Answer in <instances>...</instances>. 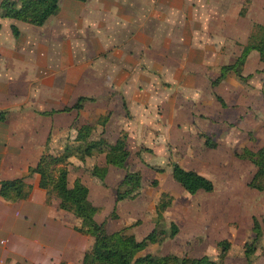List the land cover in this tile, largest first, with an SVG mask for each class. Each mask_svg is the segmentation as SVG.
<instances>
[{
	"label": "crops",
	"instance_id": "1",
	"mask_svg": "<svg viewBox=\"0 0 264 264\" xmlns=\"http://www.w3.org/2000/svg\"><path fill=\"white\" fill-rule=\"evenodd\" d=\"M242 1L60 0L57 14L41 27L0 17V112L7 114L0 122V181L22 178L29 169L45 165L51 157L47 151L52 129L61 141L69 118V125L76 124L75 135L91 124L115 144L125 133L126 148L174 147L183 137L191 157L206 158V169L212 150L208 139L213 137L215 149L224 153L227 177L237 175L247 183L255 168L234 154L264 147V73H250L252 66L264 63L251 51L242 68L245 83L228 75L212 87L220 68L232 64L250 34L264 26L261 7V12L245 17L229 13L233 2ZM80 97L93 100L83 102L79 111L50 114L72 107ZM229 109L233 118L224 120L229 126L220 133L212 117ZM96 158L101 162L85 166ZM68 161L81 172L70 178L68 169V186L77 178L82 181L88 201L101 211L95 221L105 222L107 230L108 214L102 220L101 214L109 201L104 206L103 196L111 197L112 208L124 201L115 202L117 187L110 184L113 171L124 167L106 165L104 155L83 163L74 157ZM94 166L107 168L103 185L88 173ZM238 169H246V175ZM163 172L153 176L160 182ZM26 183L31 187L26 199L10 202L0 197V264H80L93 238L73 230L75 218V225L63 220L69 213L59 210L56 200L47 201L38 174Z\"/></svg>",
	"mask_w": 264,
	"mask_h": 264
},
{
	"label": "rangeland",
	"instance_id": "2",
	"mask_svg": "<svg viewBox=\"0 0 264 264\" xmlns=\"http://www.w3.org/2000/svg\"><path fill=\"white\" fill-rule=\"evenodd\" d=\"M260 7L262 8L261 11L264 12V0H243L242 2H233L229 8V13L234 17L237 12H242L243 17H245V14L248 13L255 15L261 12L259 11ZM2 34L4 35V33ZM236 54L238 51L234 54L235 58ZM235 58L233 57L230 62ZM250 73H264V65L252 66ZM233 113L229 109L219 117L213 116L212 119H216V121L211 120V124L214 127L217 124L220 127L218 130H222L220 133H224V125L227 124L224 120L230 116L232 119ZM64 122L65 127L67 126L66 135L61 138V141L58 140L56 129H52L48 141L50 153L47 151V154H51L52 157L62 152L64 140L70 141V138L75 136L74 127L76 124L69 125V118ZM217 132L219 135V131ZM216 135L215 137H217ZM99 137L101 135L95 127L93 138ZM178 141L179 144L174 147L163 144L152 145L148 149H145L144 146L127 148L130 151V158L125 165H122L124 168L113 171L110 184H114L113 189L118 188V184L121 183L125 175V170L130 173L138 171L141 174V189L134 199H125L119 206L113 208L111 197L103 196L102 204L105 206L107 204H105L106 199H108L109 208L107 211H103L101 220L108 214L105 220L109 224L107 229L109 234L121 232L123 236L133 235L138 242H141L154 228L156 205L164 202L167 207L163 212V220L160 221L157 229L169 232L170 223L174 222L178 226L179 232L174 238H164L161 243L143 244L135 256L133 264H145L147 255L169 257L173 260L181 259L183 256L191 258L207 256L218 264H242L241 259H244L243 245L253 237L251 230H248L251 225V218L254 216L259 222L264 218V194H253V190L247 186L248 182L246 183L243 177L240 178L237 175L227 177L228 171L224 169L223 165L224 153L222 149L214 148L217 144L213 137L208 139L213 148L207 169L203 168V160L206 158L191 157L186 150L187 143L183 137H180ZM203 150L207 152L205 147ZM98 162H101L98 158L91 159L85 166ZM173 164H179L185 169L199 171L213 182L215 190L212 193L198 192L195 195L186 193L172 179L171 167ZM68 169L71 174L70 178L81 173L76 165H70ZM156 169L164 170L160 176V182L153 176V173H157ZM53 170H55L54 167ZM236 170L234 169V172H237ZM238 170L240 171V169ZM240 172L246 175V169ZM153 180L157 181V185H152ZM159 183H161V187H159ZM124 189L125 187L122 188V191ZM163 193H167L171 198L164 197L162 199ZM75 219L71 214H65L63 220L75 225V222L78 221ZM76 224L79 225V221ZM225 241L230 243L229 258H227L228 256H221ZM257 247L252 258L253 264H264V236Z\"/></svg>",
	"mask_w": 264,
	"mask_h": 264
},
{
	"label": "trees",
	"instance_id": "3",
	"mask_svg": "<svg viewBox=\"0 0 264 264\" xmlns=\"http://www.w3.org/2000/svg\"><path fill=\"white\" fill-rule=\"evenodd\" d=\"M60 0H2L0 3V17L12 21L41 27L45 22L58 12ZM85 2V0H76ZM12 34L17 37L19 31L15 25L11 26ZM251 51H256L259 60L264 63V26L259 25L257 30L250 34L247 45L244 46L240 55L232 64L224 65L220 68L219 76L212 82V87L219 85L226 77L233 73L234 76L246 82L248 77L242 75V68L245 60ZM91 98L80 97L77 102L68 108L57 112L79 111L85 101H92ZM218 100L222 102L220 98ZM6 112H0V122L6 120ZM94 125L86 124L76 130L73 140L68 141L60 156L50 157L47 163L38 164L35 168L29 169L28 174L22 178L14 180L0 181V197L5 201L16 202L26 199L31 187L26 180L32 174L39 175V187L46 192L47 201L54 199L58 202V209L71 214L79 221V225L73 230L80 235L93 238L91 247L85 252L80 264H133L134 258L143 244L161 243L164 238H174L178 232V226L170 223V231L158 230L157 226L163 220V212L167 204L161 202L156 208V223L154 229L146 235L141 242H138L133 235L123 236L121 232L109 234L105 228V222L98 223L95 216L101 211L88 201V188L80 179H75L72 187L68 186V166L69 159L75 158L80 162H85L87 158L104 155L106 165L119 166L128 162L130 153L126 148V134L121 133L115 144H109L106 139L93 138ZM210 145V144H209ZM211 148H213L210 145ZM216 146H214L215 148ZM234 156L240 160L254 166L255 172L247 183V186L257 192H264V147L252 152L246 148L236 152ZM53 167L55 170H53ZM157 173H162L163 169H156ZM89 175L97 184L103 185L107 174L106 167L94 166L88 169ZM173 181L178 184L186 193L195 195L198 192L212 193L214 184L208 178L195 172L186 170L179 164L171 167ZM152 185H157L153 180ZM125 189L122 191V188ZM141 189V176L138 172L130 173L126 171L123 181L118 185L115 194V202L125 199H134ZM251 232L253 237L243 245L244 264H253V256L257 251V245L263 238L264 218L259 222L256 217H252ZM230 243L225 241L221 251V256L228 253ZM145 264H218L207 256L191 258L183 256L181 259H170L169 257H154L147 255Z\"/></svg>",
	"mask_w": 264,
	"mask_h": 264
}]
</instances>
